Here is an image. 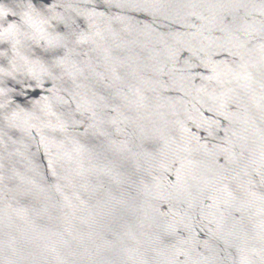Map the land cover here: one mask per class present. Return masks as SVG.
I'll use <instances>...</instances> for the list:
<instances>
[{
    "label": "water",
    "instance_id": "1",
    "mask_svg": "<svg viewBox=\"0 0 264 264\" xmlns=\"http://www.w3.org/2000/svg\"><path fill=\"white\" fill-rule=\"evenodd\" d=\"M0 264H264V0H0Z\"/></svg>",
    "mask_w": 264,
    "mask_h": 264
}]
</instances>
